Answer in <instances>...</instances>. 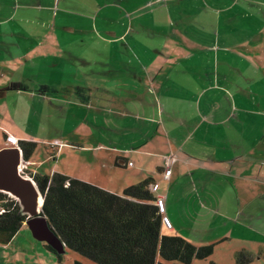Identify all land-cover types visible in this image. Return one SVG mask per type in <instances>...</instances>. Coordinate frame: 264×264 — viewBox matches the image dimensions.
Masks as SVG:
<instances>
[{
    "label": "crops",
    "instance_id": "crops-1",
    "mask_svg": "<svg viewBox=\"0 0 264 264\" xmlns=\"http://www.w3.org/2000/svg\"><path fill=\"white\" fill-rule=\"evenodd\" d=\"M1 53L0 74L42 75L38 97L101 128L89 143L4 128L36 143L30 174L118 195L158 182L172 223L162 233L264 264V0H0ZM67 148L90 155L88 173L57 164Z\"/></svg>",
    "mask_w": 264,
    "mask_h": 264
},
{
    "label": "trees",
    "instance_id": "trees-1",
    "mask_svg": "<svg viewBox=\"0 0 264 264\" xmlns=\"http://www.w3.org/2000/svg\"><path fill=\"white\" fill-rule=\"evenodd\" d=\"M18 145L22 158L29 160L36 143L19 140ZM30 176L43 196L40 214L49 227L67 249L97 264H191L213 253V244L195 245L180 235L162 233V215L148 180L118 195L59 172ZM27 218L19 202L0 190V244L8 243ZM45 247L61 261L63 254ZM235 257L238 264L251 260L245 251Z\"/></svg>",
    "mask_w": 264,
    "mask_h": 264
},
{
    "label": "rangeland",
    "instance_id": "rangeland-1",
    "mask_svg": "<svg viewBox=\"0 0 264 264\" xmlns=\"http://www.w3.org/2000/svg\"><path fill=\"white\" fill-rule=\"evenodd\" d=\"M2 54L3 53H1L0 60ZM2 61L3 60L0 61V65ZM3 68L4 71L0 74V145L7 143V141L12 143L8 138L11 135L7 132H5L6 135H4V128L11 131L21 130L22 132L35 134L43 137L44 140L52 138L60 128L63 130H60V132L74 131L71 134H67L68 137H66V139L63 137V140L74 139L77 142L89 143L90 139L93 137L95 138L98 136L101 138V128L92 125L87 128L89 124H87V119L85 117L88 116L91 122L94 115L93 113L88 115L87 113H83L82 110L73 113L68 110L66 104L62 109H59V111L57 109L54 110L53 106L50 105L54 104V101L50 103V101H48L49 99H43L37 96L41 94L38 88V82L42 81L40 79L43 77L42 75L39 74V79L33 82L34 78L32 80V76L30 75L32 73L25 72L31 68L22 67V70L29 79L27 81H21L23 73L20 72L19 74L15 73L14 75H10L7 72L8 68ZM19 79L20 81L17 82ZM50 83H54V81L50 79ZM21 84L22 90L19 89ZM32 90L35 92H31ZM65 100H69V98ZM71 100L77 99L73 97ZM99 123L101 126V116L98 120V124ZM98 124L96 126H98ZM83 134H85V136H83ZM16 142L15 139V143ZM69 150L71 151L70 156H68L67 152H63V156L58 158L57 164L65 167L69 165L70 161L73 162L71 168L74 171L80 172L81 174L88 173V165L91 163L88 160L90 155L84 154L81 150H74V152L71 148H69ZM69 150L67 148V151ZM36 155L39 161L41 159L45 160V149L38 146ZM51 163L50 161L47 163L44 162L43 164L39 163V165L35 167L42 173H45ZM27 172L30 174L28 169ZM24 225L25 230H18L15 234L17 237L14 238L15 240L12 243L9 245L0 244V264H73L75 260L81 261L82 264H97L71 249H66L60 261L55 253L47 250L45 242L35 239L28 226L26 224ZM25 233L26 235L27 233L30 235L31 242L26 240ZM225 245L226 244H223L216 248L215 253L207 258L193 259L191 264H237L235 257L236 253L232 255L229 251L225 252V248H223ZM233 247L234 245L232 244L231 248ZM221 248H223V250ZM261 262L262 261H254L249 264H261Z\"/></svg>",
    "mask_w": 264,
    "mask_h": 264
},
{
    "label": "water",
    "instance_id": "water-1",
    "mask_svg": "<svg viewBox=\"0 0 264 264\" xmlns=\"http://www.w3.org/2000/svg\"><path fill=\"white\" fill-rule=\"evenodd\" d=\"M23 160L22 149L18 144L7 145L0 148V190L10 194L20 204L27 214L25 224L32 236L45 242L57 254H64L65 244L49 227L46 218L40 214L43 196L34 181L18 171L19 163ZM38 193L41 201L34 196Z\"/></svg>",
    "mask_w": 264,
    "mask_h": 264
},
{
    "label": "built area",
    "instance_id": "built-area-1",
    "mask_svg": "<svg viewBox=\"0 0 264 264\" xmlns=\"http://www.w3.org/2000/svg\"><path fill=\"white\" fill-rule=\"evenodd\" d=\"M13 144L15 143V139H12ZM55 144H52V146H54ZM173 162V159L171 157H165V166H164V170L162 173L163 178L167 179L169 178L170 174H171V164ZM28 169V161H25L24 159L21 160V162L19 163L18 166V171L23 174L24 176L30 178L32 181L33 178L32 176H30V174H28L27 172ZM158 182H151L149 184V189L151 192H153L155 194V204L158 207L159 212L162 215V226H164L167 229H171L172 228V223L170 221V219L165 215V196L162 194H158L157 193V189H158Z\"/></svg>",
    "mask_w": 264,
    "mask_h": 264
},
{
    "label": "bare ground",
    "instance_id": "bare-ground-1",
    "mask_svg": "<svg viewBox=\"0 0 264 264\" xmlns=\"http://www.w3.org/2000/svg\"><path fill=\"white\" fill-rule=\"evenodd\" d=\"M34 196L37 197L39 201H41V196L38 193H35Z\"/></svg>",
    "mask_w": 264,
    "mask_h": 264
}]
</instances>
